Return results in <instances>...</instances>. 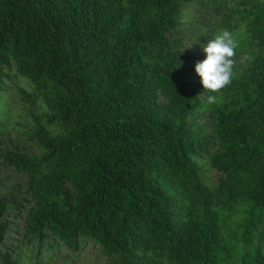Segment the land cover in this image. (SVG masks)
<instances>
[{
    "label": "trees",
    "instance_id": "16d2710c",
    "mask_svg": "<svg viewBox=\"0 0 264 264\" xmlns=\"http://www.w3.org/2000/svg\"><path fill=\"white\" fill-rule=\"evenodd\" d=\"M190 12L213 38L238 15L253 48L212 105ZM12 92L34 148L0 149V264L86 247L105 264H264V0H0V135Z\"/></svg>",
    "mask_w": 264,
    "mask_h": 264
},
{
    "label": "rangeland",
    "instance_id": "374dc122",
    "mask_svg": "<svg viewBox=\"0 0 264 264\" xmlns=\"http://www.w3.org/2000/svg\"><path fill=\"white\" fill-rule=\"evenodd\" d=\"M205 21L206 20L201 19L199 13L190 12L188 16L185 17V24L180 27L184 49L190 54H195V52L203 53L202 47L207 44L208 40L213 39V37L210 36L211 32ZM207 21L213 22L212 20ZM244 21L245 20L243 19L240 20L239 16L236 15L232 16L230 21L226 22L224 26L227 30L233 33L234 38L237 40L239 45L236 49L237 63L234 68V72L242 67V63L240 62L241 57L251 53L253 50L252 47H248L246 45V42H241V39L243 38L242 34L244 30ZM233 27L235 28L233 29ZM18 85L24 91L30 92V88L25 86L23 82H19ZM5 100L7 110L6 118L12 119V122L9 121L10 130L8 134L0 135V149H11V147H14L22 152L28 153L34 148L33 143L26 139L27 132L25 130H28L30 127L28 111L25 110V105L21 103L15 92L8 94L5 97ZM4 137H7V139ZM9 173L10 172H8L7 175L10 177V182L22 187L20 177ZM9 214H11V212H9ZM7 219L11 220L12 218L7 216ZM237 223H239V220L233 216L220 218L219 221V224L225 227L224 234L232 232ZM17 224H21V221L19 219H14L11 230H13L14 225ZM105 262L106 257L97 249L86 247L85 250L79 254L77 259L69 258L67 260H63L61 258H57L47 264H105Z\"/></svg>",
    "mask_w": 264,
    "mask_h": 264
},
{
    "label": "clouds",
    "instance_id": "9594fccd",
    "mask_svg": "<svg viewBox=\"0 0 264 264\" xmlns=\"http://www.w3.org/2000/svg\"><path fill=\"white\" fill-rule=\"evenodd\" d=\"M238 46L233 33L225 29L202 47L205 59L195 64L194 71L200 78L203 92L206 93L207 104H215L217 101L215 94L232 82ZM249 59L250 57L242 56L240 62L244 63Z\"/></svg>",
    "mask_w": 264,
    "mask_h": 264
}]
</instances>
